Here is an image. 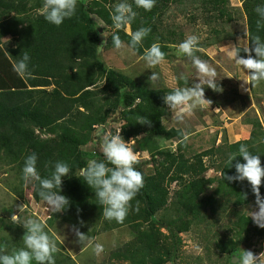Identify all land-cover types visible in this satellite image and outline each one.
Instances as JSON below:
<instances>
[{"label":"rangeland","instance_id":"374dc122","mask_svg":"<svg viewBox=\"0 0 264 264\" xmlns=\"http://www.w3.org/2000/svg\"><path fill=\"white\" fill-rule=\"evenodd\" d=\"M84 1L89 5L93 0ZM119 2L121 0H108L105 4L111 15ZM128 2L134 8V0ZM37 3L43 4V0ZM42 7L34 8L31 12L34 17L43 14ZM223 7L229 17L224 15L220 21H213L205 13L216 14V11L203 10L199 0L168 2L158 6L156 12H159V16L156 15L152 21L157 31L154 36L152 34L151 41L158 42L163 50L167 48V57L153 69L139 58L143 53L132 54L126 49L117 50L114 47L113 35H119L127 44L123 30H116L114 25L106 24L97 15H90L101 43L105 39L102 33L108 35L103 52L97 53L98 60L141 87L164 92L199 82L191 58L177 54L178 45L193 34L202 38L199 45L202 51L196 55L216 67L221 76L217 80L221 91L205 87V98L212 101L211 106L196 110L195 115L185 123L174 121L170 109L166 107L167 114L161 119L162 126L167 130L189 131L191 135L186 142L176 138L166 139L165 135L152 132L127 139L124 134L130 132L132 117L122 115V108L114 112L111 107L114 97H109L110 103L103 100L99 103V106H103L102 112L108 111L104 123L90 120L93 129L81 149L95 153L104 160L101 138L97 134L99 129L103 128L105 133L111 134L121 130L123 139L140 155V163L135 167L154 179L162 189L167 205L149 219H144L137 215L143 204L135 198L129 211L134 221L129 222L127 215L123 222L129 223L106 232L96 231L94 236H91V230L102 229L104 223L91 225L87 234L92 238V244L84 245L78 241L74 230L77 228L61 221V212L52 213L44 201L34 199L33 185L25 186L24 181L21 183V171H16L13 164L0 163V238L12 234L14 230L10 227L14 223L11 217L16 214L19 216V230H25L19 223L29 216L42 219L47 225L46 231L51 229L56 233L59 253L71 258L72 264H233L232 254L237 249L251 250L257 255L264 252V228L257 226L250 217L251 211L258 210L256 200L237 205L232 197L225 199L216 193L219 170L229 153V144L248 138L251 126L246 121L249 119L258 118L264 128V81L253 88L247 85L252 88L251 92H244L241 85L243 80L248 79V72L236 64L235 58L228 57L232 45L240 46L241 41L247 39L242 2L227 0ZM24 28L25 25H22L21 29ZM77 32L82 33L79 28ZM153 72L159 74V80L154 85L149 82ZM88 75L97 80L94 87L89 89L103 85L102 77L91 71H88ZM181 76L188 77L187 83L180 79ZM51 89L52 84L47 87V90ZM35 134L41 138L51 137L40 130H35ZM194 178L204 184L203 193L193 206L195 214L186 217L178 203V192L187 180ZM137 201L138 212L135 211ZM22 205L25 207L20 213L19 207ZM137 216L139 218L135 221ZM116 222L108 220L110 225ZM95 243H101L104 247L99 255L93 251Z\"/></svg>","mask_w":264,"mask_h":264},{"label":"trees","instance_id":"16d2710c","mask_svg":"<svg viewBox=\"0 0 264 264\" xmlns=\"http://www.w3.org/2000/svg\"><path fill=\"white\" fill-rule=\"evenodd\" d=\"M38 1L0 0V36H17L15 42H6L0 46V159L3 163L13 164L16 171H21V183L24 161L32 153L38 157L37 164L42 178L50 176L56 162H66L71 172L66 178H62L60 194L70 200V206L61 212L60 219L86 234L89 226L98 222L104 223L102 229L91 230V236H94L96 231L106 232L115 226L134 221L133 216L128 214L129 222L110 225L102 215L103 209L95 197V190L79 176L80 170L87 166L88 160H103L101 156L81 149L88 141V133L93 129L90 120L94 119L99 124L106 120L108 111L102 112L100 101L110 103L109 97H114L115 100L111 103L114 112L122 108V115L132 117L130 132L124 134L127 139L152 132L165 135L166 139L176 138L181 141L183 138L180 130H167L161 124V119L167 114L163 97L173 89L165 90L166 94L158 90H148L127 76L107 68L98 60L97 46L102 43L90 15H97L106 24L113 26L111 14L105 5L108 0H93L89 5L84 0H78L76 14L72 18H66L60 26L48 22L44 14L33 16L31 12L34 8L43 6L38 4ZM181 1L156 0L151 11L137 8L133 3L137 16L133 21L135 23L131 24L132 31L148 26L151 29L143 41L144 47L138 46L136 50L139 55L153 43L152 34L154 36L157 29L152 21L156 15L159 16L157 7L168 2ZM32 2L33 4L29 5ZM199 2L203 10L216 11V14L205 13L208 19L220 21L224 15L228 16L223 7L227 0ZM241 2L247 32L252 37L259 35L264 40V26L257 28V20L260 17L255 11L257 6H264V0ZM20 25H25V28L18 29ZM78 28L81 29V34H78ZM123 37L128 44L130 37L126 34H123ZM249 46H252L251 42ZM163 49V52L167 50ZM241 51L239 55L247 57L248 54ZM25 52L30 56L29 69L34 78L23 79L13 71V63L22 58ZM252 55L255 57L254 51ZM88 71L102 77L103 85L89 89L94 87L97 80L92 75L89 76ZM51 84L52 89L47 90ZM246 124L251 126L249 137L229 144V153L222 161L219 187L216 189V193L222 198L232 197L237 205H246L256 200L247 180L233 182L226 179L227 176L236 175L237 162H246L242 156H238L240 144H247L252 154L260 155L264 166L263 125L258 118L249 119ZM35 130L51 137L41 138L35 134ZM230 154L237 155L232 166L228 163ZM143 176L144 187L136 196L143 207L137 215L149 219L167 205V200L163 199L162 189L154 179L144 174ZM203 186L200 180L194 178L187 180L179 190L178 203L186 217L195 214L196 209H193V206L200 199ZM38 191L39 184L36 182L33 185V197L42 201ZM260 192L264 197V182ZM138 218L139 216L135 221ZM10 229L14 230L11 235L0 238V246H7L8 252L24 246L23 236L26 233V229L19 230L17 224H12ZM168 231L171 232V229L168 228ZM55 260L56 264H72L71 258L59 252L55 255Z\"/></svg>","mask_w":264,"mask_h":264},{"label":"clouds","instance_id":"9594fccd","mask_svg":"<svg viewBox=\"0 0 264 264\" xmlns=\"http://www.w3.org/2000/svg\"><path fill=\"white\" fill-rule=\"evenodd\" d=\"M137 8L151 11L155 6L156 0H134ZM78 0H43L42 13L45 19L60 26L66 18H72L76 14ZM255 11L260 19L257 20V28L264 26V6H257ZM137 12L128 0H121L114 7L111 20L116 30H123L129 37L130 42L125 44L119 35L112 36V42L117 50L126 49L132 54H136L138 46L142 45L144 39L150 34L151 29L141 27L136 31L131 30V24L135 20ZM103 43L97 46V53H102L108 43L107 33ZM248 37L242 40L240 46L232 45L229 48V57L235 58L237 65L243 66L248 72V79L243 80L241 88L244 92H251V89L264 81V40L259 35L252 37L247 31ZM202 38L195 34L188 35L183 42L178 45V55L190 57L197 71V80L191 86L175 87L164 97V103L172 113V119L177 123H185L191 119L196 110L211 106L212 101L205 98V87L216 91L218 88L217 80L221 78L216 67L208 61L196 55L202 51L200 40ZM251 42V47L249 43ZM228 48V47H227ZM241 49L247 53V58L239 55ZM255 53V57L252 53ZM148 68H155L165 61L166 53L162 51L161 45L156 42L150 47L145 48L143 55L139 57ZM30 56L25 52L22 58L13 63V71L23 79L34 78L29 69ZM185 83L187 76H181ZM159 80V74L153 72L149 77V82L154 85ZM196 80V81H197ZM252 88H248L247 85ZM218 110V109H217ZM147 123V122H140ZM183 141L189 139L191 133L185 129L180 130ZM101 138V151L104 160L90 159L87 166L80 170L79 176L95 191V197L102 206V215L105 219L115 220L122 223L129 211L132 209V201L136 198L140 190L144 187V176L135 166L140 163V155L130 146L121 136V130L115 134L105 133L103 128L97 133ZM239 155L245 163L235 164L236 175L227 176L229 181L247 180L256 197L258 210L250 212V217L260 228H264V197L261 196L260 188L264 182V166H262L260 155L252 154L247 144L241 143ZM237 155L230 154L228 163L232 166ZM38 157L35 153L28 155L24 161L22 169V179L25 186L39 184V197L44 201L52 213H60L70 206V200L61 195L63 177L71 172L69 165L64 161H58L54 165V171L50 176L42 178L37 170ZM51 163V162H50ZM111 165V166H110ZM59 189V191H57ZM25 205L19 207L20 213L24 211ZM135 211H139L137 201ZM19 216L13 214L11 221L17 224ZM23 227L26 233L23 236V247L13 248L7 251V246H0V264H56L55 255L60 251L57 243L56 233L51 229L46 231V223L40 218L29 216L23 220ZM83 224V221H81ZM78 241L82 244H92V238L88 234L74 229ZM93 251L99 255L104 251L101 243H95ZM233 264H264V252L259 255L251 250L237 249L233 252Z\"/></svg>","mask_w":264,"mask_h":264},{"label":"crops","instance_id":"0c3cea01","mask_svg":"<svg viewBox=\"0 0 264 264\" xmlns=\"http://www.w3.org/2000/svg\"><path fill=\"white\" fill-rule=\"evenodd\" d=\"M22 28V25H20V26H18V29H21ZM17 39V36H15V37H12L11 35H5V36H0V46L4 43V42H15V40ZM228 57H229V55H228ZM230 58V57H229ZM244 58H247V57H244ZM243 67V66H242ZM244 71H245V69H244ZM247 71V70H246ZM235 104V103H234ZM217 108V107H216ZM249 137V136H248ZM246 140V139H245ZM234 142H237V141H233V142H231V144L232 143H234ZM0 163H3L2 162V160L0 159ZM40 167L38 166V164H37V170H38V172H40V169H39ZM60 215H61V213H60Z\"/></svg>","mask_w":264,"mask_h":264}]
</instances>
